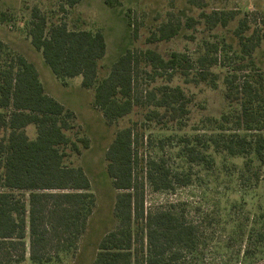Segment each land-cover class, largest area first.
I'll list each match as a JSON object with an SVG mask.
<instances>
[{"label": "trees", "instance_id": "obj_1", "mask_svg": "<svg viewBox=\"0 0 264 264\" xmlns=\"http://www.w3.org/2000/svg\"><path fill=\"white\" fill-rule=\"evenodd\" d=\"M81 1L64 0V3L73 7ZM122 1L104 0L110 7L121 6ZM188 2L202 9L199 19L210 29L232 31V41L224 45L235 44L248 55L264 46V12L261 19L256 18L260 32L257 23L249 22L252 15L249 11L241 17L234 10H207L200 0ZM5 16L0 12V21ZM196 21L192 16L184 22L172 15L157 26L150 40L175 38L184 27L192 28ZM47 23L38 8L32 11L28 32L32 45L41 52L58 80L65 83L81 76L82 87L94 90L93 105L110 124L139 108L137 87L142 60L148 61L157 74L178 73L186 81L194 69L186 52H173L165 58L154 49L129 48L101 78L99 63L108 49L103 31L70 29L64 21L50 27ZM219 57L210 58L204 53L194 62L203 67L224 66L219 63ZM235 71L224 78L227 110L213 120L218 133L210 136V142L215 150L233 157L254 151L262 164L264 75L258 72L242 78ZM207 75L197 72L193 79L200 82L208 79ZM212 84L216 86L214 81ZM146 97L150 105L164 110L162 113L154 110V114L168 117V121H179L189 113L185 92L180 87L164 91L159 99H155L153 92ZM75 119L73 110L48 93L35 63L25 55L12 53L0 39V264H20L27 257L32 264H66L77 255L97 197L85 169L66 163L67 148L79 154L80 145L89 147L87 136L73 140L68 135ZM30 125L37 132L33 139L27 133ZM255 132L259 134H252ZM138 142L139 132L135 126L128 125L117 130L107 148V172L117 191L113 208L115 226L98 242L92 264H186L189 255L202 254L199 224L175 204L146 208L142 187L145 180L155 190H167L175 183L187 182L163 160L149 161L140 174ZM198 153L195 147H189L187 157L191 162L201 161L204 158ZM250 203L219 202L216 210L222 214L225 210L226 217H230L238 207L251 208ZM258 205L255 213L264 217V205ZM212 218L216 219L217 215ZM215 223L211 227L219 226L223 235L227 233L226 248L233 246V241L241 243L251 230L247 223L235 219L228 225ZM257 240L256 250L241 245L237 256L242 254L244 262L264 258V232H259Z\"/></svg>", "mask_w": 264, "mask_h": 264}, {"label": "rangeland", "instance_id": "obj_2", "mask_svg": "<svg viewBox=\"0 0 264 264\" xmlns=\"http://www.w3.org/2000/svg\"><path fill=\"white\" fill-rule=\"evenodd\" d=\"M200 2L207 10H234L240 12L241 17L249 11L252 13L249 22L257 23L258 29L262 31L256 18L261 19L263 15L264 0ZM36 8L46 16L48 27L64 21L70 29L103 31L108 49L99 63L101 78L109 73L120 54L129 48L154 49L165 58L170 57L173 52H186L192 59L194 69L190 71L186 81L178 73L157 74L148 61L142 60L137 87L141 99L139 108L110 124L93 105L94 90L82 87L81 76L68 79L65 83L58 80L41 52L32 45L28 32L32 11ZM201 10L188 0H123L118 7H110L104 0H82L73 7L65 5L64 0H0V12L6 14L5 19L0 21V39L5 41L12 53L25 55L34 62L48 93L75 112L74 128L68 135L73 140L84 136L89 138V147L80 145L79 154L67 148L66 163L80 165L85 169L92 182L97 204L80 241L77 255L66 264H92L98 242L115 226L113 208L117 191L107 172L106 151L117 130L128 125L135 126L139 132L137 170L140 174L149 161L163 160L168 168L187 182L175 183L171 189L155 190L145 180L142 187L146 208L175 204L199 224V233L202 235L199 250L202 254L198 257L189 255L186 264H264V258L244 262L242 254L237 256V248L241 245L256 250L258 234L264 232V217L255 213L258 204L264 205V159L261 164L254 151L233 157L222 150H215L210 142V136L218 133L213 120L219 119L227 110L224 98L225 76L234 70L242 78L243 75L251 76L258 72L264 75V46L248 55L235 44L233 47L224 45L232 41V31L210 29L203 19H199ZM172 15L179 16L184 22L191 16L197 21L192 28L184 27L182 33L175 38L151 41V35L157 26ZM215 46L218 48L215 49ZM204 53H208L210 58L220 56L219 63L224 66L203 67L195 63L197 57ZM240 65L243 66L242 69L238 68ZM197 72L208 74V79L194 81L193 77ZM212 81L216 84L215 87ZM175 87L184 90V102L187 103L189 113L179 121H168V117L165 119L154 114V110L161 113L164 110L150 105L146 96L153 92L155 99H159L164 91H173ZM262 98L264 100V91ZM228 126L232 128L231 125ZM27 133L30 138H35V126L30 125ZM189 147H195L196 152L200 153L198 156L201 155L204 159L191 162L187 157ZM219 202L252 203L251 208L245 205L238 207L234 209L232 216L226 217L225 210L223 214L216 210ZM216 215V219H211ZM234 219L247 223L251 230L241 243L233 241L234 245L226 248L229 243L225 237L227 233L223 235L219 226L214 229L211 224L219 221L220 225H228ZM20 264L32 262L27 257Z\"/></svg>", "mask_w": 264, "mask_h": 264}]
</instances>
